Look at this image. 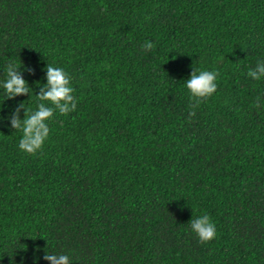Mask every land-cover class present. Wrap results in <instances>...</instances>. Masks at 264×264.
Listing matches in <instances>:
<instances>
[{"label": "trees", "instance_id": "1", "mask_svg": "<svg viewBox=\"0 0 264 264\" xmlns=\"http://www.w3.org/2000/svg\"><path fill=\"white\" fill-rule=\"evenodd\" d=\"M258 60L264 0H0V264H264ZM9 63L28 95L6 99ZM47 65L76 109L30 155L11 118L37 109ZM193 69L219 76L189 119Z\"/></svg>", "mask_w": 264, "mask_h": 264}, {"label": "clouds", "instance_id": "2", "mask_svg": "<svg viewBox=\"0 0 264 264\" xmlns=\"http://www.w3.org/2000/svg\"><path fill=\"white\" fill-rule=\"evenodd\" d=\"M142 47L145 50H151L155 45L151 42H145ZM15 64L9 63L7 66V79L2 87L5 90L6 99H10L17 95L29 94L30 88L26 81L21 77ZM28 71H32L28 69ZM247 75L253 80L259 81L264 77V60H258L254 68H250ZM218 71L201 70L197 72L192 70L190 77L186 80V88L190 93V100L193 103L189 112V119L195 115V108L199 106L202 100H206L217 90ZM47 83L40 87V93L37 96L40 103L35 111L26 112L25 118L21 121L19 109H17L11 118L13 129H20L23 133L19 140V150L33 155L41 150L45 140L47 139L50 129L46 123L53 117L54 112L58 110L61 115L76 109L77 101L73 97L74 89L70 86V76L61 67L53 65L46 66ZM49 102L51 106L44 102ZM254 107H260V97L256 98ZM19 108H23L22 103ZM24 109V108H23ZM191 230L197 235L201 243H207L216 237V226L210 216L204 214L190 221ZM50 264H70L68 255L65 254H45L43 257Z\"/></svg>", "mask_w": 264, "mask_h": 264}]
</instances>
